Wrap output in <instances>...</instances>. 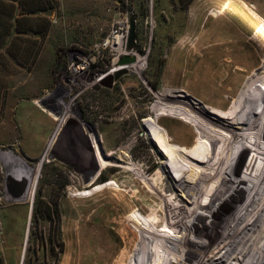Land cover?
Instances as JSON below:
<instances>
[{
	"label": "rangeland",
	"instance_id": "374dc122",
	"mask_svg": "<svg viewBox=\"0 0 264 264\" xmlns=\"http://www.w3.org/2000/svg\"><path fill=\"white\" fill-rule=\"evenodd\" d=\"M33 2L47 8L31 14L50 21L45 40L32 32L12 44V36L0 37V264H128L140 243L136 230L145 238L154 232L163 239L152 245L155 258L145 251L136 259L147 254L151 264H161L165 250L175 244L174 254L183 257L179 264H191L187 256L194 246L180 249L181 238L185 233H193L189 240L206 238L209 212L176 232L161 212L164 205L152 201L162 189L154 181L171 185L162 193L183 207L189 199L183 187L211 175L202 172V163L183 161L187 173L176 166L182 152L174 148L170 158L143 121L155 116V106L170 105H158L159 94H181L210 113L211 107L226 111L250 76L264 87V39L254 32L264 27V0L25 1ZM131 18L136 38L128 51ZM120 23L123 29L111 41ZM27 46L38 53L34 63L32 57L14 59L8 53L21 54L18 48ZM125 56L135 62L119 66ZM136 59L141 71L134 69ZM122 69L127 73L111 88L102 85ZM176 116L163 111L159 116L170 145L184 151L200 144L198 152L203 151L201 143L208 142L195 125ZM71 118L82 129L65 132ZM248 126L241 133L250 136ZM220 148L217 143L215 153ZM1 153L12 154L18 166ZM103 160L108 166L100 170ZM237 175L234 166L229 175L212 180L197 208L226 202L238 187ZM245 181L252 185L250 176ZM239 195L222 205V218ZM209 237L211 243L218 241Z\"/></svg>",
	"mask_w": 264,
	"mask_h": 264
},
{
	"label": "bare ground",
	"instance_id": "6f19581e",
	"mask_svg": "<svg viewBox=\"0 0 264 264\" xmlns=\"http://www.w3.org/2000/svg\"><path fill=\"white\" fill-rule=\"evenodd\" d=\"M226 9L227 5L223 7L224 11ZM254 32L255 35H260L264 39L263 26L258 25ZM120 43L121 41L117 45L118 47H120ZM134 69L136 71L143 69V65L139 64V59H136ZM263 92L264 87L261 86V79L250 76L244 84L243 90L232 101L226 111L211 107L213 111L210 113L181 94L174 96L166 93L159 94L156 98L158 105H170L166 106L167 109L164 110L154 105L155 107L152 110L155 116L152 117L150 115L151 117L143 121L144 130L152 140L157 141L160 148L168 150L170 158L174 157L175 154L173 152H175V149L182 152V157L176 160V166L187 173L186 165L183 161L202 163L204 165L203 169L201 168L202 172L211 175L208 178H206V175L202 177L200 175V178L198 177V184L193 187H183L189 197L188 201L184 202L188 203V205L183 204V207L170 203V200L162 193L165 190H170L171 185L168 186L165 182L159 183L158 181H154L162 189L160 193L152 196V201L164 205L161 212L163 211L168 219L167 225L172 227L176 232L179 230L184 231L187 225L193 226L195 219L197 220L204 216L206 212H209L207 216L211 221L209 224L211 229L208 236L204 239L189 240L190 237H193V233H185L183 238H181L180 246L178 245L180 249L184 250L190 245L194 246V250L187 256V260L191 264H264V98L257 99L258 96H263ZM162 111L172 116L177 115L176 117L179 116L182 120L184 119L186 122L193 123L196 129H198L200 139L208 142L201 143L203 151L198 152L200 144H195L191 149H185L184 151L181 148L170 145L167 139V132L160 127L159 123V116ZM247 114L252 116L250 121L245 119ZM248 125L251 127L250 136L241 133ZM88 139L95 149L98 148L94 135H89ZM217 143L221 145L219 153H215ZM1 154L6 159L11 160V162L15 161L16 166H18L19 161L12 154ZM249 154L250 158L246 160ZM98 166L102 170L108 166V163L103 160ZM234 166L239 167L240 175L236 176L238 187L235 185V191L229 194V199L240 194L237 204H232L229 211L225 213L224 218L219 213L223 209L222 205H225L229 199L226 202L218 203L216 206H214L215 204L213 206L207 205L202 210L197 208L198 200L203 196L209 183L216 177L220 178L223 175H229ZM249 176L252 178V185L247 186L245 180ZM201 183L202 186H200ZM108 185V183L105 185L101 184L95 190L107 187ZM222 187L223 185L218 187L216 193H212V199L214 200L211 204L215 200L217 201ZM210 191L212 192L211 189ZM174 201L177 202V200ZM179 203L182 202L180 201ZM195 215L196 218H192ZM130 217L135 223V218L133 216ZM186 221L189 224H186ZM141 232L135 231L140 243L139 245L136 244L138 247L135 248L134 255L130 257L129 263L139 264L141 262L140 264H151L148 261V256H145L147 254L144 256L138 255L137 259L135 256L147 251L148 253H152V258H155L156 255L154 256L155 252L152 245L154 242H161L163 239H160L158 234L154 232H152L150 239L145 238ZM210 234H212L213 238L217 236L218 241L211 243L213 241L208 239ZM147 239H149L150 243H147ZM174 240L178 242V239L175 238ZM173 246L175 248L172 247L168 251L169 253L166 250L165 252L163 251L162 261L160 260L161 264H179L183 260V257L179 254H174L177 247L175 244ZM214 254L216 255L214 256ZM135 259L137 262H134Z\"/></svg>",
	"mask_w": 264,
	"mask_h": 264
},
{
	"label": "trees",
	"instance_id": "16d2710c",
	"mask_svg": "<svg viewBox=\"0 0 264 264\" xmlns=\"http://www.w3.org/2000/svg\"><path fill=\"white\" fill-rule=\"evenodd\" d=\"M26 0H0V37L4 35L12 36L11 44L14 40H20V35L23 33L38 34L41 38L42 42L45 40L47 36V32L50 28V21L43 16H34L31 17V14L40 13L45 11L47 8L45 5H41L42 3L35 4H26ZM41 42V44H42ZM21 54L14 53L12 50H8L9 55H11L14 59H18L20 55L25 56L26 59H32L34 63L37 59L38 53L36 52L33 55V49L27 48L22 49L18 48ZM39 52V51H38ZM104 178L100 179V182H104ZM49 217L53 223L52 210L50 206H47Z\"/></svg>",
	"mask_w": 264,
	"mask_h": 264
},
{
	"label": "water",
	"instance_id": "95a60500",
	"mask_svg": "<svg viewBox=\"0 0 264 264\" xmlns=\"http://www.w3.org/2000/svg\"><path fill=\"white\" fill-rule=\"evenodd\" d=\"M135 38H136V26H135V20L134 18H131L130 20V30H129V36H128V42H127V50L128 51H132L135 48ZM135 62V58L133 57H129V56H125L124 58H122L119 62V66H127L129 64H132ZM125 73H127L126 69H122L120 71H117L114 73V75H109L105 80L102 81V85L107 87V88H111L114 81L118 80L122 75H124ZM76 130V129H82L80 124L75 120V119H69L66 122V125L64 126V131H70V130ZM98 167L95 171V173L91 176L90 179H88L87 182H91V179H93V177L95 176V174L98 171Z\"/></svg>",
	"mask_w": 264,
	"mask_h": 264
},
{
	"label": "built area",
	"instance_id": "2783aa9c",
	"mask_svg": "<svg viewBox=\"0 0 264 264\" xmlns=\"http://www.w3.org/2000/svg\"><path fill=\"white\" fill-rule=\"evenodd\" d=\"M122 29H123V23H120V26H118V28L114 29V31H113V35H112V40H111V41H113V40L116 38V34L118 33V31H122ZM123 37H124V34L122 33V34H121V38H123ZM120 41L122 42L123 39L120 40ZM120 41H118L117 44H118ZM109 42H110V41H109ZM110 43H111V42H110Z\"/></svg>",
	"mask_w": 264,
	"mask_h": 264
}]
</instances>
